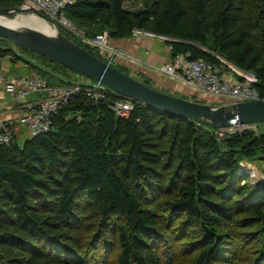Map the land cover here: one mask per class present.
<instances>
[{"label":"trees","instance_id":"obj_1","mask_svg":"<svg viewBox=\"0 0 264 264\" xmlns=\"http://www.w3.org/2000/svg\"><path fill=\"white\" fill-rule=\"evenodd\" d=\"M125 1L77 0L65 13L87 35L139 27L171 37L172 57L222 55L253 71L264 97V0ZM42 59L56 85L77 78ZM120 97L79 94L50 130L0 143V264H264V178L253 189L237 170L245 157L264 164V135L220 134L136 99L120 116L109 107Z\"/></svg>","mask_w":264,"mask_h":264},{"label":"built area","instance_id":"obj_2","mask_svg":"<svg viewBox=\"0 0 264 264\" xmlns=\"http://www.w3.org/2000/svg\"><path fill=\"white\" fill-rule=\"evenodd\" d=\"M76 1L77 0H20L16 5L20 6V8L17 10L12 9V12H16V14L14 16H7L16 17L19 14L26 13L25 10H28V13L38 14L30 9L31 5L35 6L44 14L46 18H43L45 20L51 24L52 22H56L62 25L70 32L79 36L83 42L99 48L102 58L115 64L116 55L118 53L120 54V51L118 48L108 44L109 34L107 30L101 31L93 36L87 35L83 29L78 28L66 15L65 7ZM132 34L147 35L157 33L135 27L132 30ZM157 35L164 39L171 38L162 34ZM7 55L11 56V52L0 55V58ZM218 58L220 64L208 61L203 57L192 58L190 52H180L174 55L169 62H165L163 65L159 66L158 70L171 77L182 80L197 92L205 91L227 96L231 101L264 98L254 84L257 81V76L253 71L236 65L222 55H218ZM226 72L236 75L237 80L225 79L223 74ZM131 74L134 76L133 73ZM76 76L77 78L73 79L72 82L62 85L47 82L41 74L6 77L3 81L4 89L9 93L11 98L21 101L29 92H42L43 94L39 99L27 102V111L21 116L0 121V143H15L21 125H27L31 135L50 130L53 127V114L71 98L79 94H83L94 100H99L107 96L110 90H113L122 97L110 102V109L117 115L124 117L129 116L133 108V98L121 94L99 79L92 78L85 74H78ZM239 127H241L239 130L251 128L256 134L264 135V127L259 126L258 122ZM217 129L220 130V134H223L224 130H236L235 127Z\"/></svg>","mask_w":264,"mask_h":264},{"label":"water","instance_id":"obj_3","mask_svg":"<svg viewBox=\"0 0 264 264\" xmlns=\"http://www.w3.org/2000/svg\"><path fill=\"white\" fill-rule=\"evenodd\" d=\"M19 8L20 6L16 5L0 6V14L9 17L7 12ZM30 9L45 17L35 6L31 5ZM52 24L58 28L60 32L58 36L53 37L36 29H17L2 23H0V36L10 37L20 46L49 56L87 76L99 79L125 96L188 118H204L215 128L239 127L264 121V98L211 104L163 91L94 54L65 35L56 22Z\"/></svg>","mask_w":264,"mask_h":264},{"label":"crops","instance_id":"obj_4","mask_svg":"<svg viewBox=\"0 0 264 264\" xmlns=\"http://www.w3.org/2000/svg\"><path fill=\"white\" fill-rule=\"evenodd\" d=\"M108 44L120 51L121 55L117 54L115 64L123 66L126 72L133 73L139 79H141L140 75L141 77L146 75L156 88L160 89L162 87L171 90L167 92L176 94L181 90L187 96L195 93V90L182 80L158 70L159 66L171 60L172 50L171 45L157 34H131L124 37L109 36ZM10 52L11 56L7 55L0 58V121L21 116L27 111L26 103L39 99L43 94L42 92H29L24 99L19 101L11 98L9 93L5 91L3 81L6 77L38 74L39 69L43 68L34 57L29 58L14 49ZM15 62L16 66H14ZM32 64H35L36 67ZM62 76L64 75L60 74V77ZM21 127L18 133L23 132L24 127Z\"/></svg>","mask_w":264,"mask_h":264},{"label":"rangeland","instance_id":"obj_5","mask_svg":"<svg viewBox=\"0 0 264 264\" xmlns=\"http://www.w3.org/2000/svg\"><path fill=\"white\" fill-rule=\"evenodd\" d=\"M141 1L139 0H126L125 1V5L129 6V7H134L137 5H140ZM27 14H29L27 11L25 10ZM16 14V12H7V15L9 16H14ZM62 32L71 37L74 40H78L79 36H77L76 34L71 33L68 29H66L65 27H61ZM0 45L1 46H5V47H9L11 49H14L15 51H17L18 53L21 52L22 54H24L25 56H28L29 58L34 57L37 59V61L45 68H48V64L46 61H44L42 58H46V60L48 62L51 63V65L53 66L54 64H57L58 69L61 71L64 69V63L57 61V60H52L50 61L48 59V57H45L42 54H39L37 52L31 51L23 46H20L18 44H16L10 37L7 36H0ZM94 51L100 53L99 48H95L93 49ZM118 55H121L118 53ZM117 56V55H116ZM117 64V63H116ZM14 66H16V62L14 63ZM118 67L125 69L123 66L118 64ZM28 71V70H27ZM30 71V70H29ZM28 71V72H29ZM38 74H41L42 76H44V78L46 79L47 82L51 83V84H56L58 83V80H56L58 78L57 75L52 76L48 73L42 74L40 72H38ZM82 75L83 73L77 72L76 75ZM62 75V73H61ZM225 79H234L237 80V76L234 75L233 73L230 72H226L223 74ZM140 78L147 84H152L153 82L151 81V79L149 77L142 76L140 75ZM179 80V79H178ZM160 89H162L163 91H171L168 90L167 88H162L160 87ZM180 92L176 93L178 95H183L186 97H190V98H195L199 101L202 102H208L211 104H223V103H228L231 101V99L227 96H223V95H219V94H215V93H209V92H205V91H200L197 93H192V94H184L181 90H179ZM258 125L261 127H264V121L263 122H258ZM22 126V125H21ZM24 127L23 132H20L17 134L18 136V142L20 144H23L24 140L28 137L31 136L28 126L27 125H23L21 128ZM241 127H235L236 130H238ZM263 162L256 157L250 158V157H245L243 158L239 164L237 165V170L240 169V171L243 174V177H245V179L249 180V182L252 184V188L253 189H257L260 187V185L262 184V180L264 178V170H263Z\"/></svg>","mask_w":264,"mask_h":264},{"label":"bare ground","instance_id":"obj_6","mask_svg":"<svg viewBox=\"0 0 264 264\" xmlns=\"http://www.w3.org/2000/svg\"><path fill=\"white\" fill-rule=\"evenodd\" d=\"M0 23L17 29H36L53 37L60 34L56 26H54L38 14L33 13H22L13 18L5 17L4 15L0 14Z\"/></svg>","mask_w":264,"mask_h":264}]
</instances>
